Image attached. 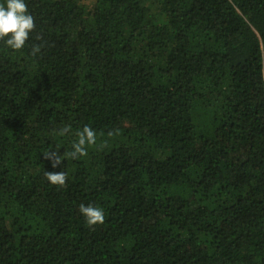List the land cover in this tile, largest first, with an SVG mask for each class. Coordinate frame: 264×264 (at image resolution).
Wrapping results in <instances>:
<instances>
[{
    "label": "trees",
    "instance_id": "1",
    "mask_svg": "<svg viewBox=\"0 0 264 264\" xmlns=\"http://www.w3.org/2000/svg\"><path fill=\"white\" fill-rule=\"evenodd\" d=\"M25 3V46L0 40V264H264V0Z\"/></svg>",
    "mask_w": 264,
    "mask_h": 264
},
{
    "label": "clouds",
    "instance_id": "2",
    "mask_svg": "<svg viewBox=\"0 0 264 264\" xmlns=\"http://www.w3.org/2000/svg\"><path fill=\"white\" fill-rule=\"evenodd\" d=\"M35 29L34 17L29 13L25 0H6V4H0V40H5L8 47L14 50L22 49L30 33ZM40 51V45L32 47V55ZM69 131V126L60 129L59 134L64 135ZM112 133H109L111 135ZM78 140L72 145V151L67 155L73 159L87 155V147L96 143V132L85 125L81 131L77 133ZM46 158L53 160V167L60 164L61 159L55 152L45 154ZM47 180L55 186L63 187L66 184L67 173L45 172ZM79 211L84 216L86 225L93 227L102 225L105 222L104 210L92 204L79 205Z\"/></svg>",
    "mask_w": 264,
    "mask_h": 264
}]
</instances>
